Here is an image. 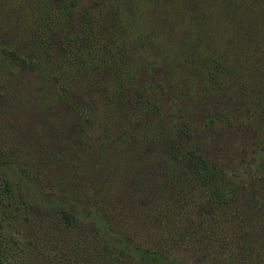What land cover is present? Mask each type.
<instances>
[{"label":"trees","instance_id":"trees-1","mask_svg":"<svg viewBox=\"0 0 264 264\" xmlns=\"http://www.w3.org/2000/svg\"><path fill=\"white\" fill-rule=\"evenodd\" d=\"M0 264H264V0H0Z\"/></svg>","mask_w":264,"mask_h":264},{"label":"rangeland","instance_id":"rangeland-1","mask_svg":"<svg viewBox=\"0 0 264 264\" xmlns=\"http://www.w3.org/2000/svg\"><path fill=\"white\" fill-rule=\"evenodd\" d=\"M144 12L146 16H149L151 14L150 9ZM195 112L197 114L196 118H200L202 119V121L206 120V113L204 112V110L198 109ZM195 122H197V120H195ZM251 123H254V121H252ZM213 129H211V127H204L200 131L201 138L204 140V143L202 144L204 153H209L212 158L214 157V159H218L222 162L225 161L232 166L236 165L237 161L242 158L243 154H245L246 151L243 149L240 150L241 152H237V149L232 150L230 144L242 140L240 139L241 134H239L237 137V135L232 136L230 131L226 128H222L221 130L218 129V132ZM245 130H248V128H245ZM243 136L247 138L248 134H243ZM256 140L257 137L248 139L247 146H250L253 143L255 144ZM254 144L252 146H254Z\"/></svg>","mask_w":264,"mask_h":264}]
</instances>
